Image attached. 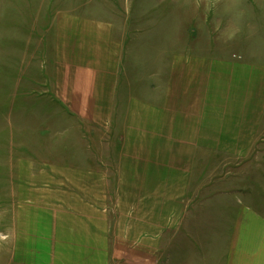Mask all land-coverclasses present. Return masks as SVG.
<instances>
[{
	"label": "rangeland",
	"instance_id": "obj_1",
	"mask_svg": "<svg viewBox=\"0 0 264 264\" xmlns=\"http://www.w3.org/2000/svg\"><path fill=\"white\" fill-rule=\"evenodd\" d=\"M87 20L124 47L98 128L53 85ZM26 201L53 247L96 205L105 264H264V0H0V264Z\"/></svg>",
	"mask_w": 264,
	"mask_h": 264
},
{
	"label": "crops",
	"instance_id": "obj_2",
	"mask_svg": "<svg viewBox=\"0 0 264 264\" xmlns=\"http://www.w3.org/2000/svg\"><path fill=\"white\" fill-rule=\"evenodd\" d=\"M64 21L65 19L60 20V17L55 20L59 26L60 22ZM80 23L89 24L80 26L83 29L79 31V42H76L73 50L70 49L73 42L68 39L67 46L64 33L58 37L56 54L59 61L62 64L64 62V66L59 67L56 74L54 73V91L59 100L83 116V120L89 124L94 123L98 128L100 124L109 120L110 106L117 84L114 75L117 76L119 56L121 57L124 47L115 35V28L108 22L95 24L87 20ZM133 106L139 109L147 105L138 101L134 102ZM26 203L27 209L24 207L25 210L19 211L17 215V235L15 234L13 238L15 257H24L27 264L107 262V252L112 250L113 246L104 234H107L110 227L106 224L100 226V212L96 205L84 204V209L72 210L76 213H65L74 216L76 222L73 223L71 220L67 228L60 227V234L63 235L66 230L69 235L65 238L61 235V240L59 238L57 246L53 247L46 242L48 232L40 229L43 224L48 225L43 217L39 216L37 219L36 213L41 210L34 211L31 202ZM58 250L61 253L50 254Z\"/></svg>",
	"mask_w": 264,
	"mask_h": 264
}]
</instances>
